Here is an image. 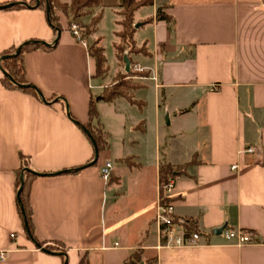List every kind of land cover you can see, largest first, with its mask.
<instances>
[{
    "label": "crops",
    "instance_id": "crops-1",
    "mask_svg": "<svg viewBox=\"0 0 264 264\" xmlns=\"http://www.w3.org/2000/svg\"><path fill=\"white\" fill-rule=\"evenodd\" d=\"M9 2L24 6L3 7ZM30 2L0 0V63L28 40L56 45L23 57L41 98L5 87L0 69V264H123L135 252L136 264H264V0H150L136 9L133 41L146 51L135 60L147 73L129 76L137 81L130 91L136 103L100 99L108 67L96 77L87 49L89 41L101 46L107 15L115 18L117 43L119 0H101L81 18L88 24L100 16L85 44L72 35L66 11L56 38L45 11ZM158 9L169 22L156 18ZM134 65L130 60L131 72ZM91 98L109 135L95 164L79 125ZM249 146L258 153H246ZM20 154L48 174L31 182L29 194L41 247L17 209ZM162 155L173 166L192 162L175 177L170 198L174 217L193 221L196 245L168 246L159 236ZM106 161L112 171L104 181L99 168ZM240 229L252 232L254 243L225 239L224 230Z\"/></svg>",
    "mask_w": 264,
    "mask_h": 264
},
{
    "label": "trees",
    "instance_id": "trees-1",
    "mask_svg": "<svg viewBox=\"0 0 264 264\" xmlns=\"http://www.w3.org/2000/svg\"><path fill=\"white\" fill-rule=\"evenodd\" d=\"M101 3V0H70L69 4H64L60 0H31L30 4H36L37 7L42 8L45 11V15L47 18V22L55 32L56 38L58 36L59 31L61 30L60 22H59V12L66 11L70 20L68 22V27L70 28L72 23H76L83 37H88L95 31V27L99 21V15L93 17L88 24H84L82 21V17L85 15L89 9L98 7ZM4 4V3H3ZM2 4V5H3ZM150 4V0H119V5L122 7V20L120 24L122 29L117 33L120 38H126L130 42L133 41V33L135 31V26L133 25V13L136 9L143 5ZM24 6L19 2H9L7 5L3 7L14 8ZM157 19H163L166 21H170L169 16L165 15L160 9L157 10L156 13ZM56 45V41L52 44H47L41 40H28L22 43L17 48H13L11 50H7L1 56L0 69L3 73L1 78L2 84L11 89L21 90L23 92L29 93L37 98H41L40 90L33 84L29 83L25 76V69L23 66V57L24 54L30 51H33L38 48H43L44 50H51ZM19 49L18 53L17 50ZM117 48V47H116ZM89 54L94 58L96 65V77L103 78L107 72V67L105 66L106 59L103 53V48L98 45L97 42L88 45L87 47ZM129 53V52H127ZM129 59V57H128ZM123 61V57H122ZM130 61V59H129ZM124 63V61H123ZM138 75V76H146L147 73H136L133 74L131 70L121 73L118 75L120 80H117L112 86L108 88H103L102 93L100 95V99L104 101H111L116 97L122 96L127 98L131 103H136L128 94L122 91L123 89H128L129 84L125 80V78H129V76ZM95 99L91 98L88 103V120L84 124H79L81 130L84 132L87 139L91 142L93 147V156L94 159L96 153L97 155L106 150L109 147V135L106 131H104L102 124L98 119V112L96 109ZM97 161V160H96ZM96 161L93 163L95 164ZM192 163H186L178 166H173L166 162L164 155H162L159 162V201L161 204H166L171 200L164 193V186L168 182L169 179L174 178L180 174H182L187 166ZM84 166H80L77 168H73L70 170L72 173H76L80 168ZM47 173H39L34 171L30 167L29 158L20 154V168L17 174L16 180V192H17V209L19 213V217L21 219L24 230L29 238H31L39 247H41L44 243L38 242L35 239L33 226L31 222V207L29 202V194H30V186L31 182L38 176H45ZM22 176V179H21ZM23 184L21 191L19 188ZM175 222L183 225L187 232H195L197 231L194 223L190 219L178 220L174 218ZM45 251H53L55 250L52 246L45 245L43 246ZM139 261V254L134 253L131 257L126 260L123 264H136ZM66 264V263H64Z\"/></svg>",
    "mask_w": 264,
    "mask_h": 264
},
{
    "label": "built area",
    "instance_id": "built-area-1",
    "mask_svg": "<svg viewBox=\"0 0 264 264\" xmlns=\"http://www.w3.org/2000/svg\"><path fill=\"white\" fill-rule=\"evenodd\" d=\"M70 31L77 40L84 44L86 43L82 36V32L76 23L71 24ZM244 151L250 154L258 153L255 146H249ZM232 168H235V166H232ZM111 171L112 163L110 161L104 162L99 168L100 176L104 181H107L110 178ZM174 187L175 179L171 178L164 186V193L168 198H170V194L174 190ZM173 214L174 207L171 200L165 205L161 204L159 201L156 207L155 221L158 226L159 236L165 240V245L182 247L198 244V232H187L183 225L175 222ZM223 235L226 240L234 241V243L239 246L254 243L253 233L248 230H224Z\"/></svg>",
    "mask_w": 264,
    "mask_h": 264
},
{
    "label": "rangeland",
    "instance_id": "rangeland-1",
    "mask_svg": "<svg viewBox=\"0 0 264 264\" xmlns=\"http://www.w3.org/2000/svg\"><path fill=\"white\" fill-rule=\"evenodd\" d=\"M115 17H117V15H115ZM118 29L117 28V24L115 22V18L114 16H110L107 15L103 21H102V27L100 28V35H101V41H100V45L103 48V53L104 56L106 58V63L105 66L108 67V73L105 76L103 82H107L106 86H104L103 88H108L110 86H112L114 83L117 82V80H120V77L118 78V75L121 73H124L123 67H122V57L124 55H126L127 57H129V59L132 61L133 63V74L136 73H144L142 70L143 68L145 69V67L142 66H138L139 63H137L138 61L135 60L136 55H140L139 53H143L145 54L146 49L139 47L134 43L130 42L128 39L126 38H117V43L115 44V36H114V31ZM147 33H143V35H146ZM88 39V37H87ZM89 45H91V42H88ZM117 47V48H116ZM129 52V53H127ZM130 62V61H129ZM118 68H117V67ZM142 67V68H141ZM117 71H120L118 74H116ZM116 74V76H114ZM114 76V77H113ZM125 80L128 82V89H123L122 91L126 94H128L130 96V91L132 88H134L137 84V81L134 80V78L129 77V78H125ZM131 97V96H130ZM175 101V100H174ZM168 114H164L162 121L163 124H167L168 123ZM170 126H164L165 129H168ZM172 129V127H171ZM115 143L118 145V138L115 139ZM125 210V214H130L132 211L131 209H129L127 206L125 208H123Z\"/></svg>",
    "mask_w": 264,
    "mask_h": 264
},
{
    "label": "water",
    "instance_id": "water-1",
    "mask_svg": "<svg viewBox=\"0 0 264 264\" xmlns=\"http://www.w3.org/2000/svg\"><path fill=\"white\" fill-rule=\"evenodd\" d=\"M138 26H139V24H135V27H138ZM19 49L20 48H18L16 53H18ZM123 61L125 63V71L127 72V71H129L130 62H129V59L126 55L123 56ZM96 159H97V153H96L94 159L92 160V163H94L96 161ZM21 179H22V176H21ZM22 186H23V184H21L19 191H21ZM219 231H222V229H220Z\"/></svg>",
    "mask_w": 264,
    "mask_h": 264
}]
</instances>
